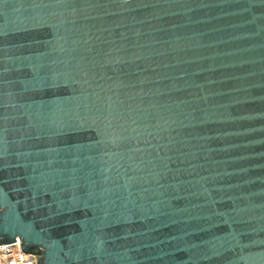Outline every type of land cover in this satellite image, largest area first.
<instances>
[{
    "label": "water",
    "instance_id": "water-1",
    "mask_svg": "<svg viewBox=\"0 0 264 264\" xmlns=\"http://www.w3.org/2000/svg\"><path fill=\"white\" fill-rule=\"evenodd\" d=\"M36 264H264V0H0V244Z\"/></svg>",
    "mask_w": 264,
    "mask_h": 264
},
{
    "label": "built area",
    "instance_id": "built-area-1",
    "mask_svg": "<svg viewBox=\"0 0 264 264\" xmlns=\"http://www.w3.org/2000/svg\"><path fill=\"white\" fill-rule=\"evenodd\" d=\"M0 264H36V256L21 251L20 240L0 244Z\"/></svg>",
    "mask_w": 264,
    "mask_h": 264
}]
</instances>
